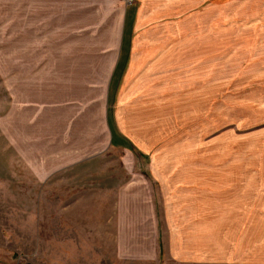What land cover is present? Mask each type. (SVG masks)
<instances>
[{"label":"rangeland","instance_id":"1","mask_svg":"<svg viewBox=\"0 0 264 264\" xmlns=\"http://www.w3.org/2000/svg\"><path fill=\"white\" fill-rule=\"evenodd\" d=\"M91 3L69 1L57 25L35 27L22 0H0V264H128L115 257L111 218L114 192L130 175L123 169L126 163L151 180L155 203L158 178L166 176L167 199L177 197L175 187L189 178L188 165L197 164L198 177L204 175L203 195L198 194H207L204 208L210 209L209 200L213 210L215 264H254L247 261L255 257L254 240L244 250L235 249L232 225L241 212L252 222L255 170L264 173V76L255 77L252 66L241 67L249 61L232 51L229 69L227 60L216 59L211 80L204 81L205 70L194 69L191 57L195 8L190 0H110L96 10ZM83 4L89 11L80 9ZM124 5L135 8L130 64L108 120L126 138L129 158L104 143L101 89ZM81 57L84 67L95 68L77 73ZM63 68L67 85L59 81ZM30 69L35 78H52L45 86L50 93L35 95L33 105L20 109L19 78L24 85L33 77ZM67 110L69 125L85 118L80 127L85 126L84 156L74 155L78 129L72 133L53 121ZM21 112L27 117L47 113L52 137H61L60 130L73 134L70 149L68 138L55 137L46 150H30L23 141L20 153L24 139L14 118ZM74 159L78 164L70 169L56 168ZM225 241L228 262L221 259Z\"/></svg>","mask_w":264,"mask_h":264},{"label":"crops","instance_id":"2","mask_svg":"<svg viewBox=\"0 0 264 264\" xmlns=\"http://www.w3.org/2000/svg\"><path fill=\"white\" fill-rule=\"evenodd\" d=\"M69 1L77 4L86 0H22L25 6L21 8L24 9L23 12H29L28 17L32 21V26L49 27L57 25L54 23L55 20L61 17L64 19L62 14L67 10L66 3ZM88 1L95 3H91V6L96 10L97 4L102 5L104 8L103 5H107L110 0ZM190 4L191 9L195 8V10H192L191 15V57L195 61L194 69L205 70L202 72L206 76L204 78L205 82L211 80L212 66H214L216 59H220L222 62L227 60L224 67L229 69V59L232 51L237 52L238 58L249 61L242 64L241 67L252 66V73L255 77L264 76V0H190ZM80 9L84 12L89 11L90 6L86 8L83 4ZM135 20V8L131 5H124L118 12L119 38L117 46H115L116 51L113 62L107 69L108 71L106 70L107 75H105L104 82L101 83V89H104V108L106 109H104V143L107 142L109 150L119 152L126 158H129L128 151L124 149L126 148V138L119 132L114 123L109 122L108 117L110 115L109 111L113 108L115 102L116 97L114 94L121 83V79L126 75L130 64V45ZM235 30L236 32H234ZM220 31L221 42L219 41ZM230 31L233 32V36H230ZM41 36L43 37V35ZM219 43H221L220 47H218ZM42 50H44V47H42ZM84 60L81 57L83 64L78 67L79 71L77 73L79 74L81 70L91 71L95 68L93 66L88 68L85 66V68ZM130 69L134 70L135 66H130ZM66 70L68 69L63 68L61 70L59 81L60 83L65 82L67 85L69 79L66 82L62 78L66 74ZM43 71L50 72L47 67H44ZM40 73L42 74L41 71L38 74ZM19 74L21 75V72ZM28 74L33 75V77L24 81V85H21L23 79L19 78L20 109L28 104L33 105L35 95L50 93L45 88L46 85L51 84L52 78L50 76H43L44 78L40 79L35 78L32 69ZM45 74L43 72V75ZM73 74L75 73L73 72ZM78 81L81 82L79 77ZM17 85L18 79L16 80ZM22 97L27 99L22 100ZM38 107H41V105L38 104ZM27 115L28 112H24L23 115L21 112L19 117L14 118L15 130L21 129V136L24 139L20 140V153H23L21 144L23 141H28L26 146H29L30 150L34 147L36 150H46L49 147V141L54 140L55 137L63 140L68 138L69 143H67V146L69 150L73 134L71 136L65 130L74 133L78 129L75 131V133H78V142L76 143L77 148L74 149L76 150L74 155H85V126L80 128L81 123L85 122L83 115H81L82 118L78 116L77 121L75 120L79 123L76 127L69 125L72 122L69 110L66 111L65 116H57L56 120L53 121L60 123L61 129L62 125L65 126L64 133L60 130L61 137L56 133V136H51L49 127L51 117L47 113L37 115V117L32 114L27 117ZM101 115H103L102 111ZM57 118L60 120H57ZM65 118L68 120H64ZM92 138L93 136H91ZM94 143V141H91V144ZM57 150L59 149L57 148ZM24 153H26V150H24ZM45 154L51 155L48 151ZM67 154L69 155L68 152ZM75 162L76 159L56 168L67 170V168L70 169L71 165L78 164ZM147 166L151 171L150 165ZM188 166L190 167L189 178H182L180 184L175 187L177 194L180 191V195L177 197L167 199L166 176L158 178L157 187H159V192L155 203L154 187L151 180L149 179V181L147 177L140 173H135L137 171L134 165L127 163L123 165V169L130 175L127 181L114 192L111 214L114 254L118 261L128 264H215L212 205L207 200L206 206L208 207L209 204L210 209L204 208L205 204L202 199H208V196L205 194L202 198L198 194H202L199 187H201L200 182L204 180V175L200 174L201 176L198 177L197 164ZM52 168L49 167V170H53ZM255 172L258 173L255 175V192L253 204L250 206V209H252V222L247 221L251 216H247L246 212H241L240 216H235L236 223L232 225L234 230L232 234L237 240L234 244L235 249L244 250L246 245L253 239L252 248L256 252L255 257L248 258L247 261H253L254 264H264V173L259 175V169H256ZM151 177L153 181V176ZM209 193L210 195L213 194V189L209 190ZM233 213L231 212V214ZM221 252L223 253L221 259L228 262L230 259L228 241L222 242Z\"/></svg>","mask_w":264,"mask_h":264},{"label":"built area","instance_id":"3","mask_svg":"<svg viewBox=\"0 0 264 264\" xmlns=\"http://www.w3.org/2000/svg\"><path fill=\"white\" fill-rule=\"evenodd\" d=\"M125 2H126V3H130V2H131V0H125Z\"/></svg>","mask_w":264,"mask_h":264}]
</instances>
